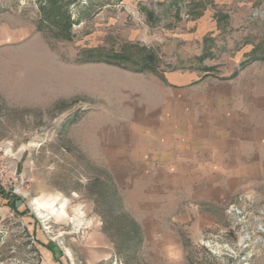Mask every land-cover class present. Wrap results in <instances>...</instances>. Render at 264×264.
I'll return each instance as SVG.
<instances>
[{
  "label": "rangeland",
  "instance_id": "obj_1",
  "mask_svg": "<svg viewBox=\"0 0 264 264\" xmlns=\"http://www.w3.org/2000/svg\"><path fill=\"white\" fill-rule=\"evenodd\" d=\"M251 88L264 0H0V264H86L108 185L143 238L128 264H264V191L195 199L134 163L143 113Z\"/></svg>",
  "mask_w": 264,
  "mask_h": 264
},
{
  "label": "crops",
  "instance_id": "obj_2",
  "mask_svg": "<svg viewBox=\"0 0 264 264\" xmlns=\"http://www.w3.org/2000/svg\"><path fill=\"white\" fill-rule=\"evenodd\" d=\"M263 92L264 88H251L177 93L172 107L143 113L142 126L134 122V132L144 133L138 145L144 157L134 162L139 172L161 181L164 189L179 180L188 192L200 194L195 199L205 201L219 202L244 191L262 196ZM184 219L181 215L175 221L181 224ZM170 222L169 226L175 223ZM87 239L86 264L119 262L100 223Z\"/></svg>",
  "mask_w": 264,
  "mask_h": 264
},
{
  "label": "trees",
  "instance_id": "obj_3",
  "mask_svg": "<svg viewBox=\"0 0 264 264\" xmlns=\"http://www.w3.org/2000/svg\"><path fill=\"white\" fill-rule=\"evenodd\" d=\"M97 183L96 181L95 185ZM106 189L105 193H100L101 200L107 209L106 213H100L103 224L102 233L112 240L114 253L119 263L128 264V261L135 259L139 253L143 241L141 231L137 223H134L124 211H120L121 204L115 187L108 185ZM111 230H115L113 236L110 233Z\"/></svg>",
  "mask_w": 264,
  "mask_h": 264
},
{
  "label": "bare ground",
  "instance_id": "obj_4",
  "mask_svg": "<svg viewBox=\"0 0 264 264\" xmlns=\"http://www.w3.org/2000/svg\"><path fill=\"white\" fill-rule=\"evenodd\" d=\"M39 214L43 217V214L39 212Z\"/></svg>",
  "mask_w": 264,
  "mask_h": 264
}]
</instances>
